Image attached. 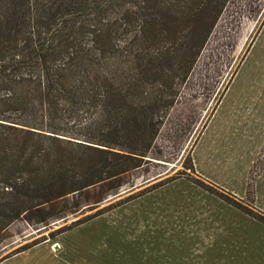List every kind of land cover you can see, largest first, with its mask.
Returning a JSON list of instances; mask_svg holds the SVG:
<instances>
[{"label":"trees","instance_id":"obj_1","mask_svg":"<svg viewBox=\"0 0 264 264\" xmlns=\"http://www.w3.org/2000/svg\"><path fill=\"white\" fill-rule=\"evenodd\" d=\"M226 2L0 0V232L71 214L77 204L66 197L114 191L146 162L200 53L224 32ZM253 175L242 200L185 179L264 226Z\"/></svg>","mask_w":264,"mask_h":264},{"label":"crops","instance_id":"obj_2","mask_svg":"<svg viewBox=\"0 0 264 264\" xmlns=\"http://www.w3.org/2000/svg\"><path fill=\"white\" fill-rule=\"evenodd\" d=\"M224 96L188 157L196 176L242 200L248 170L264 141V118L259 109L232 117L243 108V93L239 103ZM251 193V206L264 214V164L252 178ZM0 264H264V226L175 179L12 253Z\"/></svg>","mask_w":264,"mask_h":264},{"label":"rangeland","instance_id":"obj_3","mask_svg":"<svg viewBox=\"0 0 264 264\" xmlns=\"http://www.w3.org/2000/svg\"><path fill=\"white\" fill-rule=\"evenodd\" d=\"M223 12L224 32L218 34L208 52L200 53L158 129L146 162L121 176L117 184L112 182L111 185L117 186L114 191L103 184L66 197L67 202L77 204V210L71 214L43 223L11 222L0 232V257L33 240L53 236L97 211L105 212L172 180L193 177L195 174L186 168L189 148L224 94L223 98L230 102L243 103V108L237 107L232 117L241 119L259 109L264 118V0H227ZM240 93H243L241 101ZM261 164H264V141L247 176L257 172ZM103 192L104 200L92 203Z\"/></svg>","mask_w":264,"mask_h":264}]
</instances>
